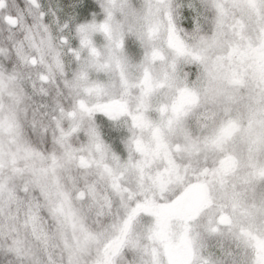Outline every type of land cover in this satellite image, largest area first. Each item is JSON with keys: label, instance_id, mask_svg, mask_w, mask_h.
Returning a JSON list of instances; mask_svg holds the SVG:
<instances>
[{"label": "snow or ice", "instance_id": "snow-or-ice-1", "mask_svg": "<svg viewBox=\"0 0 264 264\" xmlns=\"http://www.w3.org/2000/svg\"><path fill=\"white\" fill-rule=\"evenodd\" d=\"M0 264H264V0H0Z\"/></svg>", "mask_w": 264, "mask_h": 264}]
</instances>
